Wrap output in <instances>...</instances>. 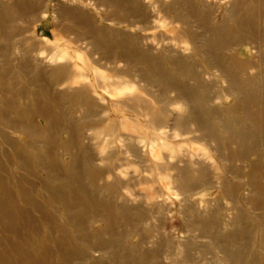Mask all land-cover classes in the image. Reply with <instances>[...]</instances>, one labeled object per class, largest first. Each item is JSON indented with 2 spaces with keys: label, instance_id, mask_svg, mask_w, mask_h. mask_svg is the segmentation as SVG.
I'll return each instance as SVG.
<instances>
[{
  "label": "bare ground",
  "instance_id": "bare-ground-1",
  "mask_svg": "<svg viewBox=\"0 0 264 264\" xmlns=\"http://www.w3.org/2000/svg\"><path fill=\"white\" fill-rule=\"evenodd\" d=\"M6 1L7 4L0 3V30L10 13L15 17L29 18V22H33L39 5L38 0ZM100 2L111 10L108 15L110 19H104L105 21H114L117 24L121 21L128 22L132 27L131 21L139 20L144 30L150 29V24L154 21L167 23L164 25L170 27L166 33H159L151 38L114 29L107 33L95 25L93 17H82L70 9V11L66 10L65 15L73 17L75 27H80L79 29L84 32L75 39L88 43L87 54L104 52L101 53L98 61L92 63L97 67H103L101 61L109 62L110 60H107L109 54L115 53L116 62L122 63L125 69L120 70L118 66H112L110 77L103 78L97 72L91 77L78 71V66L72 68L69 64H65L49 70V85L40 87V84L36 92L32 93L26 90L18 92V97L25 101L31 97L30 101L24 103L23 108V105L20 107L15 102L9 103L2 98L1 123H7L13 131L26 137L21 144L8 139H4L5 143L15 154L19 166L25 167V170L28 169L27 163L34 158L26 153V149L34 150L35 164L44 172L47 179L41 181L40 191L37 192L22 176L0 175V232L2 231L0 264H86L90 260H93L91 264H104L106 261L110 264H166L168 255H174L176 251L173 264L190 263L193 259V264H197V258L195 260L191 256L192 249L198 252V262H203L206 261L209 246L197 245L195 241L197 239L194 238L208 242L222 256L220 261L222 264H261L262 262L264 264V216L249 218L242 207L235 202L242 185L233 186L232 189V186L221 180L217 174L211 173L205 163L192 161L191 165H196V169L192 170V167L187 165L180 168L178 165H170L164 158H162L163 163L159 164L160 175L164 172L165 166L176 171L173 183L179 195L193 194L200 187L208 188L212 185V179L216 178L219 180L217 184L221 185L222 195L231 205L229 208L232 212L231 217L223 223L224 219L221 220L219 214L222 207L218 210L215 207L217 205L210 207L207 213L209 215H204L197 214L196 204H187V213H182L185 231L196 232L198 237H194V240L187 238L181 243L178 242L176 246L165 238L164 215L161 213L163 203L155 202L156 192L148 193L147 189L143 188L150 181L141 178L134 184L113 177L111 182H107L105 175H112L117 166L107 168L106 171L93 166L97 160L100 163L107 161L104 155L107 147L100 146L99 137L113 134L116 129V123L109 118L106 107L95 99L94 95L98 96V93L94 86L107 91L110 87L120 86L118 80L116 81L119 76L124 75L132 80L133 75L137 73L138 79L144 85L143 92L150 99L146 101L135 93L126 96L121 102L114 103L115 108L124 107L127 111H133L139 107L142 113L140 116L149 119L147 122L150 125L152 123L163 125L168 124L170 120L165 112L167 104L176 105L183 102L187 106L186 113L181 110L173 114L170 121L173 127H179L180 130L194 126L195 131L202 135L193 138V141L200 138L208 139L214 143L213 151L216 155H219L217 153L220 150L227 151L228 158L233 156L241 158L244 154L250 156L257 152L255 159L248 165V174L242 176L239 169L232 171L231 167H227L226 171L243 180L246 194L240 197L242 205L249 206L254 211L264 212V151L259 152L261 151L259 148L264 147V52L261 48V33L257 32L261 21L262 0H231L220 18L216 17L213 8L203 0H150L146 5L141 3L142 0H100ZM6 11L8 15L5 16ZM241 43L252 45L256 61L239 60L235 57L232 50ZM29 44L32 46V43ZM46 45H49V51H55L56 48L49 42ZM186 45L193 50L195 57L198 58L196 61L182 55L181 52L186 50ZM163 62L170 66L171 71L168 72L163 68ZM199 62L204 65L206 71L204 73L208 76L206 80L200 75L202 67L199 66ZM24 63L19 64L20 72L25 69ZM133 65L141 66L143 70L137 72L130 70ZM209 71H215L217 77L209 75ZM34 80V78L30 80L31 85L37 82L35 80L34 83ZM190 81L192 84H189ZM219 81L224 83L225 87L216 93L213 86ZM153 88L156 89L155 94L151 92ZM167 93H170V96H167ZM209 96H212L213 100L221 96L233 98V103L222 109L225 111L223 115L227 117L224 121L220 119L221 114H218L221 108L212 105L215 103L213 100L211 101L213 107L204 109L207 103L205 99ZM153 104L161 105V109L154 110ZM65 106H69L67 115L78 114L80 119L75 121L72 118L68 122L61 113L54 112L57 109L62 111ZM31 113L42 115L47 123L48 129L41 135L37 134L36 129L28 123L27 117ZM8 114H13L15 117L7 120ZM236 116H242L246 126H240L241 123L237 121ZM207 118L217 123L224 134L222 139L212 132L213 127L207 122ZM119 125L122 126L119 129V137H122L123 141L128 138L129 149L135 153L142 139H139L137 145L131 144L136 134H126L128 129L123 119ZM80 129L98 131L96 132L98 137L93 139L98 146L97 160L90 150L91 147L79 141ZM62 132H65L66 139L63 143H59L56 137ZM38 135L41 139L37 138ZM39 143L44 145L43 152L38 151ZM233 145L237 147L236 151L241 152L232 153L230 146ZM58 150L69 155L65 164L58 162ZM228 158L221 160L231 165L232 159L228 160ZM177 160L182 162V158ZM0 168L5 171L3 167ZM195 173L197 177L193 176ZM29 174L35 177L34 173L29 172ZM49 183H54L56 186L49 189ZM136 184L143 188L141 190L144 196L135 195ZM122 189L126 195L124 192L121 193ZM40 196L42 198L44 196L47 204H50V201L61 206L62 211L58 214L60 219L55 215L53 208L50 212L45 211L35 202V197ZM17 200L18 204H16ZM154 203L156 206L153 211L150 208V210L146 209V206ZM20 204L29 208L23 209ZM29 210L38 214V221L32 217ZM60 221L69 226L73 236L83 247L74 245L67 229L59 224ZM256 221L259 222L258 231L256 224L254 225ZM39 222L43 223L46 230L39 228ZM96 222H101L104 226L92 230L89 225ZM149 224L151 228L145 233L144 230ZM135 234L140 235L137 243L125 246L123 243ZM143 245H146V249H143ZM219 263L203 262V264Z\"/></svg>",
  "mask_w": 264,
  "mask_h": 264
},
{
  "label": "rangeland",
  "instance_id": "rangeland-1",
  "mask_svg": "<svg viewBox=\"0 0 264 264\" xmlns=\"http://www.w3.org/2000/svg\"><path fill=\"white\" fill-rule=\"evenodd\" d=\"M38 1H39V5L37 6L36 16L34 20H32L33 22H29L30 21L29 18L23 19L22 17H15L14 14L12 15V13L8 15L6 11L4 12V15L5 16L8 15V17L6 16L7 19L2 23L3 24L2 29L0 30V101L2 100V98H4V100H7L6 102L9 103L10 101L15 102V104L20 107L23 105L22 108L24 107V103L26 101H30L31 97L30 98L28 97L25 101L22 98L18 97L17 95L18 92H20L21 90H26V92L32 93V92H36L40 84H41L40 87L49 85V70L52 68H57L65 64H69L72 68L74 66H78L79 69L78 71L82 73H86L91 77L93 76V73L97 72L101 74L103 78L110 77L111 74L110 69L112 68V66H118L120 70L125 69V66L122 63L116 62L117 57L115 53L109 54L107 59L110 60L109 62L106 60L101 61L103 67L95 66L92 62L98 61L101 57V53L104 52L97 51L96 52L97 54L92 53L90 54L91 56L87 54L88 43L84 40L75 39L76 36H80L79 34H83L84 32L82 29H79L80 27L79 28L75 27V25L73 24V20H74L73 17L65 15L66 10L70 9L71 11H73L76 14H79L82 17L83 16L93 17L94 19L93 21H95V25H98L101 30L107 33L111 32L112 29H114V30H118L119 32L128 31L129 33L141 37L146 36L147 38L149 37L151 38L152 36L157 35L159 33H166L168 31V28L170 27V25L167 26L164 25L167 23L154 21L152 24H150L151 26L150 29L144 30L142 29L143 27L141 22H139V20L136 21L132 20L131 21L132 27L129 26L128 22L123 23L121 21V23L117 24L114 21L113 22L105 21L104 19H108V18L110 19V16L108 15L110 14L111 10L107 8L105 5H103V2L101 3L100 0H96V1L89 0V2L88 0H78V1L77 0H38ZM6 2L8 1L0 0L1 4H5ZM149 2L150 0H142L141 3L146 5ZM203 2L211 6V8H213L214 10V13L216 14V17L220 18L221 14L229 6L231 0H203ZM260 5H261L260 20L262 22L260 21V25L257 28V32L261 33L260 34L261 48L264 52V0H262ZM18 28H20L19 31H17ZM47 42H49L50 45L56 48L55 51L54 50L49 51V45L48 46L46 45ZM29 43H32V46ZM24 44H26L27 48H25L26 46H24ZM251 46L252 45H250L249 43H241L238 47H235L234 50L232 51L235 53V57L239 60L240 59L251 60L254 59V55H255V52ZM182 47L184 48V46ZM185 48L186 50L185 51L182 50L181 52L182 55L189 56L191 57L192 60L196 61L198 58L195 57L191 47L189 45L188 46L186 45ZM91 58L93 59V61ZM23 62L26 63V64L24 63L25 69L23 72L22 71L20 72L19 64ZM202 64L203 63L201 62L199 65L202 67L200 70V75L204 80H206L208 76L205 75L206 73L204 72L206 71L204 70V65ZM162 66L166 71L168 72L169 70L171 71L170 66L166 62H163ZM129 69L132 71L135 70L137 72L138 70L142 71L143 67L133 65ZM134 75H133L134 78L132 80L131 79L129 80V78H127L124 75L119 76L118 78H116V81L118 80L117 82L120 83V86L110 87L109 89H107V91L99 89L93 85L98 93V96L100 97L98 99V96L94 95L95 99L99 100L106 107V112H108L109 118L111 119V121L116 123V129L113 132V134H109L108 136L106 135L100 136L98 140L100 146L104 145L105 147H107L104 153L105 159L107 161H105L104 163H100V161L97 160L99 156V152H97L98 150H96V147L98 146L96 142H94V140L95 138L98 137L96 133L98 131L92 130L91 132L90 130L80 129L81 131L79 133L80 134L79 141H81V143H86L91 147L90 150L95 155L94 157L95 160H97L93 165L94 168L102 169L106 171L107 168H112L115 165L117 166V169L115 170L116 173L112 172L113 173L112 175H107V174L105 175V180H107V182H111L113 177H116L120 181L123 182L130 181L134 184L141 178H146L148 181H150V183L146 187L144 186L143 188H146L148 193L156 192L157 198L155 202L161 204L163 203V208L161 210V213H163L164 215V223L166 229L165 238L167 239L168 242H170V244H173L174 246H176L178 242L181 243L182 241H185L187 238L193 239L194 237H198V233L196 232L186 233L185 231L184 223L182 221L184 216L182 215V213H187V204H191V203L196 204L195 209L197 211V214L201 213L204 215H209L207 213H209L208 208L210 207H214L215 205H217L215 206L217 207V210L222 207V210L220 211L219 214L221 220L224 219L223 223H225L226 220L229 217H231L232 212L229 211V208L231 207L230 201L222 195L221 185L217 184L219 180H217L216 178L212 179V185L208 188L200 187V189L193 194L190 195L187 194L184 196L179 195V193H177V191L175 190L174 187L175 184L173 183L175 180L174 177L176 175V171L169 169L168 166H165L164 168L165 170H163L164 172L162 173V175H160L161 171L158 168H159V164L163 163L162 158H164V160H166V162L170 165H178L179 168L183 167L184 165H187V167L190 168L192 167L191 170L196 169L195 168L196 165H191L193 162L196 161L200 163H205V165L209 167L211 173L213 172L214 174H217L221 180H224L225 182H227V184L232 186V189L233 186L235 187L241 184L242 190L240 189L241 190L240 194L236 195V199L234 198V194H233L232 199L233 200L235 199L237 205L239 207H242V209L247 213V216L249 218L254 216L263 217L264 216L263 211H259V210L254 211L249 206L242 205L240 201V197L241 196L243 197L246 194L245 191L246 187L243 186V180L241 178L237 179L235 175L232 176L226 171L227 167H231L232 171L239 169V172L242 174V176L248 174L249 171L248 165L250 164L251 160L255 159L257 152H255V155H250V156L249 154L248 155L244 154V157L241 158H237L236 156L229 157L230 159H232V162H230L231 165L229 163H225L224 161H222L223 160L222 158H224V160L228 158L226 157V154H228L227 151L220 150L219 153H217L219 155H216V152L213 151L214 143L211 142L210 140L208 139L201 140L200 138V140L193 141V138L195 137L197 138L202 135L199 134V132L197 133L195 131L194 126H189L181 130L179 129V127H173L172 122L170 121L173 114H176L181 110L183 111L184 114L186 113L187 106L183 102L178 103L176 105L167 104V106L165 107V110L167 111L165 112L170 120L168 121V124L166 123L163 125H161L160 123H152L150 125L147 122L149 119L147 118L145 119L143 116H140V114L142 113H140L141 110H139L140 109L139 107H138L139 109L136 107L133 111H129V110L127 111L125 110L124 107L115 108L114 103L121 102L125 99L126 96L133 95L135 93L141 95L146 101L150 99L144 94L142 88L144 85L138 79L137 73H135ZM209 75L214 77L217 75V73H215V71H209ZM33 78L37 81L35 83L34 80L35 85L30 84L31 83L30 80H32ZM41 79L43 81H40ZM16 83L18 84V86ZM125 84L128 85L125 86ZM189 84H192V82L190 81ZM213 87H214L213 90L216 93H219V91L224 89L225 85L224 83H221L219 81ZM155 91L156 89L154 88L151 89V92H153L154 94ZM166 95L170 96V93H167ZM199 98L202 99L201 95H199ZM40 100L42 101L43 99ZM205 100L209 105H207L206 103V105H204V109L212 108L213 107L212 105L219 106L221 110H219L218 114L219 115L221 114L222 116V118L220 119L221 120L223 119L222 121H224L227 118L225 115H223L225 111H223L222 109L230 106L233 103L232 97L221 96V98L217 100H213L212 96H209ZM212 100L215 103L211 105ZM160 107L161 105L153 104L154 110L161 109ZM67 108H69V106L63 107L62 111L57 109L54 112L61 113L68 122H70L72 118H74L75 121L80 119L78 114L77 116H74V114L67 115L66 114L68 112ZM12 115L8 114L7 120H9V118L13 119L15 117V115L13 116ZM122 119L124 120L126 128L128 129L127 130L128 132H126V134L127 133L128 135L130 133H133L134 135L136 134V136H134L135 140H133L131 144L137 145L139 139H142V143L139 146H137V151L135 153L131 152L129 149L128 144L130 140H128V138H125L123 141L122 137L121 138L119 137V133H120L119 129L122 127L119 125V123H122ZM236 119L237 121H239V123H241L240 126L242 125L244 126L246 124L244 123L245 119H243L242 116H236ZM27 120L28 123L36 129L37 134L41 135L43 131H46L48 129L47 123L42 115H39L37 113H31L28 115ZM206 120L209 124L212 125L213 127L212 132L218 138L222 139L224 137V134L223 132H221L217 123L213 121V119L211 118L210 119L207 118ZM6 124L1 123L0 121V133H1L0 167H3L5 169V171H2L0 168V175L6 176L7 174L9 175L16 174L22 176L25 181L31 184L30 187L32 189L39 192L41 188V181L46 180L47 177H45L44 172L41 169H39V167L35 164L36 155L33 152L34 150L31 151L30 149H26L27 151L26 153L27 154L29 153L31 157H34L32 158L33 161L31 160V162L29 161V163H27L28 169L25 170L24 169L25 167H20L15 158V154L13 153L11 148L5 143V140L7 139L12 141L15 140L17 144H21V141L23 143L26 140V137H24L23 134L18 133L17 131L16 132L13 131L10 125L8 124L6 125ZM111 132L112 131H110V133ZM106 133H108V131ZM37 138H39V135L37 136ZM56 138H57V142L63 143L64 140L66 139L65 132L58 134ZM119 138L121 142L118 141ZM230 147L232 149L230 151L234 154L235 153L238 154L239 152H241V151H236L237 147L234 145ZM37 148L38 151L40 150L41 152H43L44 145L39 143V145H37ZM259 149L261 151H259ZM259 149H258L259 152L264 151V147H262V149L261 148ZM127 152L129 153V155ZM5 153L6 154L9 153V154L6 155ZM57 154H58L57 160L60 164L62 163L65 164L68 161L69 155L67 153L63 154L61 150H58ZM173 155L176 157H174ZM217 156H221V157L218 158ZM181 158H182V162L180 163L178 162L177 159H181ZM119 168L120 170H118ZM29 172L34 173L35 177L31 176ZM193 176L197 177V173H195V175ZM52 186H56V185L54 183H49V189H52ZM134 187H135V195L144 196V193L141 190L143 188L141 186H138L136 184ZM227 188H229V186ZM123 192L124 195H126L125 194L126 192L122 189L121 193ZM45 201L46 200L44 196L43 198L41 196L35 197V202L39 203V205L45 211L50 212L51 209L53 208L54 211L56 212L55 215H57V217H59L60 219V216L58 214L62 211L61 206L49 201V203L51 204L50 205L47 204ZM18 203L19 201L17 200L16 204ZM156 203L149 206L145 205L146 209L150 208L153 211L155 209ZM21 206L23 207V209H25L26 207L29 208V206H24V205ZM29 213L32 215V217H35L36 221L39 220L38 214H36L34 211L29 210ZM59 224L61 225V227L63 228L65 227L67 229L71 241L74 243V245L81 247L82 245L75 239L71 229L68 228L69 226L65 225L61 221ZM151 224H149V227H147L146 230H144L145 233L150 230ZM255 224L258 231L259 222L256 221L254 225ZM103 226L104 224L101 222L91 223L89 225V227H91L92 230L101 229ZM39 228L46 230V227H44L43 223L41 224V222H39ZM1 233L2 231L0 232V234ZM139 237H140L139 234H135L131 237V239L127 240L126 243L124 242L123 244L125 246L130 244L131 245L136 244L137 241L139 240ZM194 239H197L195 240L197 245L206 244L207 246H209L208 247L209 253L206 256L207 262L216 261L219 263L222 260V256L219 253H217V251L214 250L208 242L199 238H194ZM144 248L146 249V245H143V249ZM84 250L86 253L88 252L86 251L85 248ZM173 254L174 255H168L167 257L168 259L165 260L166 264H173L172 262L175 259V254H177V251ZM191 254H192L191 256L195 258V260L197 258L196 260L197 264H203V262L204 263L206 262V261L198 262L199 256H198V252L195 251V249H192ZM192 257L191 259H193ZM92 261L93 260H90L86 264H91ZM193 261L191 260L190 263L185 262V264H193ZM104 264H110V263L106 261L104 262ZM219 264H222V262H220Z\"/></svg>",
  "mask_w": 264,
  "mask_h": 264
}]
</instances>
